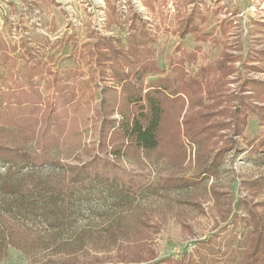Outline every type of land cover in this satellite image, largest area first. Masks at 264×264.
I'll return each mask as SVG.
<instances>
[{"label": "rangeland", "instance_id": "1", "mask_svg": "<svg viewBox=\"0 0 264 264\" xmlns=\"http://www.w3.org/2000/svg\"><path fill=\"white\" fill-rule=\"evenodd\" d=\"M140 31L143 91L177 83L156 150L98 168L113 193L73 171L112 160L119 115L103 113L143 70L126 52ZM262 83V3L0 0V142L30 159L0 174L38 179L0 193V264H264ZM240 100L252 105L230 145Z\"/></svg>", "mask_w": 264, "mask_h": 264}, {"label": "trees", "instance_id": "2", "mask_svg": "<svg viewBox=\"0 0 264 264\" xmlns=\"http://www.w3.org/2000/svg\"><path fill=\"white\" fill-rule=\"evenodd\" d=\"M152 1L157 2L159 0ZM194 14H196L195 11L192 12L191 15L194 16ZM186 24L189 26L190 22L186 20L185 25ZM142 33L143 32L140 31L139 36L141 38L136 39L134 44V39L132 40V46L127 49L126 52L128 54L127 58H129L132 63L142 65L143 70L138 72V77L135 78L134 81L135 85L129 88V90L124 89L125 95L122 101L119 104L117 103L118 105L115 102L113 105L107 106L103 113V123H110L111 126H113L112 124L114 122V119H112L114 112H117L119 115V121L112 127L113 136L106 148V154L110 155L112 160L109 159L106 161L103 158L95 157L90 162L80 164L73 171V178L76 182H84L85 180H90L89 182H91L94 179H98L103 181L111 192L114 193V178L109 179L102 176L98 172V168L102 167L103 169L116 170L118 166L116 161L125 157L127 158L128 155L131 154L148 155L154 152L157 148L160 123L163 116L168 111L167 102L169 101V97L167 96L168 93L166 94L165 92H169L170 89H172V91L175 90L177 83L176 76L178 75V72H173L175 77L170 80H153L149 86H147V90L143 91V80L141 74L145 72L146 61L144 58H140V56L145 57L143 53H146V51H142L143 48L141 49L140 46H144L146 42L150 41V39H147V36ZM185 33L186 32H182V36ZM122 80V75H119L114 81L120 83ZM263 84L264 83H262V85ZM245 91L247 92L249 90ZM247 94L251 95V92L249 91ZM244 97H247L248 101H251L253 98L249 96ZM257 99H260V101ZM243 101L244 100H240L235 109L233 117L235 123L232 126V134L226 139L230 145L234 141H237L236 138L238 135H242L247 123L246 115H243L244 113L241 111L242 108L246 105L252 104L256 106L259 105V108L264 107V95H261L260 98H255V100H253L254 103L251 102L252 104H247L248 102ZM230 148L231 147H229V149ZM230 150H232V148ZM9 151L10 149L6 145V142H0V162H5L10 164V166H13V160L15 159L12 158L13 155L9 154ZM19 159L23 163H29L30 161V159L26 157V154L24 155L22 153ZM19 159L17 157L15 161H18ZM214 160H216V157ZM18 164L16 163L14 166ZM33 179L38 180L35 177L33 178L32 175L18 176V174H16V172L9 167L6 174H0V193L18 197L22 191L21 188L27 182L26 180L33 182Z\"/></svg>", "mask_w": 264, "mask_h": 264}, {"label": "crops", "instance_id": "3", "mask_svg": "<svg viewBox=\"0 0 264 264\" xmlns=\"http://www.w3.org/2000/svg\"><path fill=\"white\" fill-rule=\"evenodd\" d=\"M231 1H236V0H231ZM247 1H251L252 3L253 2H256V3H258V4H260V3H262L263 4V6H264V0H247Z\"/></svg>", "mask_w": 264, "mask_h": 264}]
</instances>
